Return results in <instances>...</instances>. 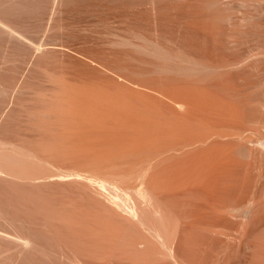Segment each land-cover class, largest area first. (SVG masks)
Segmentation results:
<instances>
[{
    "label": "bare ground",
    "instance_id": "6f19581e",
    "mask_svg": "<svg viewBox=\"0 0 264 264\" xmlns=\"http://www.w3.org/2000/svg\"><path fill=\"white\" fill-rule=\"evenodd\" d=\"M0 264H264V0H0Z\"/></svg>",
    "mask_w": 264,
    "mask_h": 264
}]
</instances>
